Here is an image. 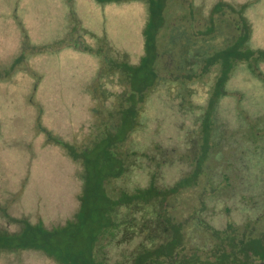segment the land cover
Instances as JSON below:
<instances>
[{"label":"rangeland","instance_id":"obj_1","mask_svg":"<svg viewBox=\"0 0 264 264\" xmlns=\"http://www.w3.org/2000/svg\"><path fill=\"white\" fill-rule=\"evenodd\" d=\"M218 5L223 15L234 12L248 25L246 48L264 52V0H167L169 18L161 34H181L179 45L187 42L199 28L195 25L209 22ZM146 20L144 0H0L1 230L17 232L22 219L51 229L75 217L81 169L57 143L82 144L93 126L117 109V96L126 93L127 85L104 62L125 55L130 65H138ZM218 30L203 50L222 47L228 34L237 36L225 21ZM204 82L161 84L138 105L132 148L156 157L155 147L173 152L159 170L160 184L173 183L187 170L183 160L189 142L200 138L213 76ZM212 123L226 139L212 149L217 152L208 163L211 172L203 175L225 190L208 200V211L215 214L210 224L222 229L230 223L239 232L253 224L264 238V57L234 64L212 110ZM240 129L257 139L242 138L239 144ZM138 161L145 168L127 178L128 186L144 187L149 181L147 163ZM192 193L195 198L197 190ZM0 264L55 262L39 250L24 249L0 254Z\"/></svg>","mask_w":264,"mask_h":264},{"label":"trees","instance_id":"obj_2","mask_svg":"<svg viewBox=\"0 0 264 264\" xmlns=\"http://www.w3.org/2000/svg\"><path fill=\"white\" fill-rule=\"evenodd\" d=\"M144 1L147 5L144 54L138 65H130L125 55L121 60L104 62V68L109 72L118 71L121 81L127 85L126 93L117 96V109L93 126L92 135L82 144L57 143L81 169L82 189L75 217L51 229L41 224L31 225L25 219L18 221L17 232L0 229V254L36 249L55 264L264 263V238L260 234L254 236L248 230L250 224L245 226L248 227L246 232H239L234 225L216 229L210 224L215 214L208 211V200L220 195L225 188L218 189L220 186L207 176L211 172L208 163L217 152L212 149L226 139L221 135L224 131L219 133L212 123V110L218 96L223 93L234 64L263 58L264 52L246 48L250 34L248 25L243 18H234V12L223 15L221 5L214 8L209 22L201 24L202 28L195 25L199 28L193 37L179 45L181 34L172 32L166 38L161 34L169 16L167 0ZM224 21L227 26L235 27L237 36L228 34L222 47L211 52L203 50ZM170 43L173 46L168 48ZM211 76L210 99L197 131L199 143L189 142L187 157L183 160L187 170L173 183L160 184L159 170L167 166L173 152L155 147L159 153L156 157L147 152L138 154L132 148V133L138 126V105L148 92L160 91L161 84L205 83ZM187 93L190 90L187 89ZM179 101L182 108L184 102L180 98ZM247 132L239 130L240 136L236 139L239 144L242 138L252 139L251 142L257 139L256 134ZM247 141L242 143L247 144ZM251 148L255 153V148ZM139 158L147 163L149 181L144 187L128 186L127 178L143 170ZM202 177L206 178L204 183H200ZM232 178L238 180L235 175ZM245 185L242 182L241 189ZM193 189L197 190L195 198ZM186 208L188 214L184 211ZM241 235L249 236L245 239L240 238Z\"/></svg>","mask_w":264,"mask_h":264},{"label":"flooded vegetation","instance_id":"obj_3","mask_svg":"<svg viewBox=\"0 0 264 264\" xmlns=\"http://www.w3.org/2000/svg\"><path fill=\"white\" fill-rule=\"evenodd\" d=\"M242 182H240V184H241ZM227 185H231V183H227ZM228 225H233V224H230V223H228V224H226L225 225V227L224 228H226V227H228ZM236 227V226H235ZM236 229H238L237 227H236ZM247 229H248V227H247ZM254 236H258V234L256 233L257 231H256V229H255V226L253 225V224H251L250 225V227H249V229H248ZM260 264H264V263H260Z\"/></svg>","mask_w":264,"mask_h":264}]
</instances>
